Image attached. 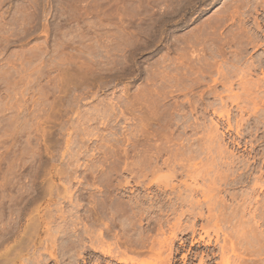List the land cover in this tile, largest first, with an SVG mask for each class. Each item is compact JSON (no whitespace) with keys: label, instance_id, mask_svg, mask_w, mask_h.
<instances>
[{"label":"rangeland","instance_id":"obj_1","mask_svg":"<svg viewBox=\"0 0 264 264\" xmlns=\"http://www.w3.org/2000/svg\"><path fill=\"white\" fill-rule=\"evenodd\" d=\"M263 79L264 0H0V264H121L89 251L91 192L107 221L136 220L109 243L118 233L162 253L186 184L245 176L217 180L234 205L258 192ZM199 224L194 239L177 233L172 264H219Z\"/></svg>","mask_w":264,"mask_h":264},{"label":"bare ground","instance_id":"obj_2","mask_svg":"<svg viewBox=\"0 0 264 264\" xmlns=\"http://www.w3.org/2000/svg\"><path fill=\"white\" fill-rule=\"evenodd\" d=\"M253 67L254 66H252V68ZM252 70H254V68ZM256 88H257V85L253 83L250 84L249 91L251 92L252 95L256 94V91H255ZM252 101H253V107H252L253 115L256 116L258 114L259 109L264 106V95L260 102L256 101V98H253ZM263 127H264V122H263ZM187 162L188 164L185 166L186 176L189 178L192 177L194 178L193 180L197 181L196 179L200 177L199 175L200 171L199 172L196 171V170H199L196 168L197 167L196 163H190L191 162L190 158L187 160ZM235 163L236 162L234 160H231V162H229L228 164L229 166L230 165L232 166ZM164 165H166L168 168V173H169L167 175L168 178L173 179L174 177L177 176L175 165H172L171 163H168L167 161L164 162ZM194 168L196 169L194 170ZM196 174L199 176H197ZM195 175L197 178L195 177ZM214 176H217V175H214ZM226 177H224V175H218V178L212 179L213 178L212 176L211 178L212 183H210L212 185L209 186V189H208V186L206 185L208 191L204 190L206 189L205 188L206 186L202 188V186L200 187L197 184H194V185L186 184L184 193L182 194L180 192V195H179V200H181V203H182L181 207L186 208L185 211L182 210L181 214L180 215L178 214L177 220H175V222L172 225H169L167 223V220H163V219L158 220L156 223L159 230L162 231L163 233L165 232L164 227L166 226V223H167L168 228L172 232L169 238L158 240L157 244L162 245V248H166V251L164 253L156 252V242L153 239L151 241H154V242H150L152 243V245L148 247L147 245L150 243L148 242V244L146 245L147 242H146V239H144V237L141 239V241L139 240L136 243V246H134V247H137V244L141 245L140 248L141 247L145 248L147 246L148 248L147 247L146 248L148 251L147 250L144 251V249L141 248L144 252L139 251V250L137 251L136 248H135L136 250L131 249L129 247V244L135 245L136 241L134 242L131 237H125L121 235L125 237V239L122 240V237L118 233L114 235L115 243L114 241H112L113 244L109 243L110 240L109 241L106 240V235L108 233L113 232L114 229L118 226H121V228H124L125 225H127L128 227L134 226L136 220L134 219V217L130 218V224H126L124 222L117 223L116 221H113V220L107 221L105 219L104 204L101 203V205H98L96 203L94 193L91 192L89 194L90 210H89V217H88L89 228L87 229L88 230L87 235H88L89 242H90L88 243L89 248L91 249L89 251H92V257H98L102 259V258H106L109 256L113 259L114 258H116V260L118 259L117 261L118 263L133 264L136 262L134 260L136 256H134V259H133L132 257H130V256H133L131 255L130 252L134 254H138L137 256L145 254L146 252V254L156 253L161 259L160 263L148 262L146 260L141 259L142 262L140 261L138 264H172L174 249H175V248L173 249L172 243H173V240L175 241L177 239L178 237L177 233L179 231L192 232L193 234L192 238L194 239L195 238L194 236L197 233L198 222L201 221L203 222V224L201 225L199 224V226L201 228V231H203L207 237L210 238L211 235L209 233H210V230H213V229H214L215 234L217 235V240L214 241L215 245L213 244V246L214 247L219 246L218 247L219 249H217L219 250L217 254L219 253L218 256L221 259L220 261H218L219 264H264V229H263L264 227V196L261 195L262 192H264V183L261 182L260 178L255 179L254 188H257L258 192L254 191V193L244 198H240L242 199L241 202L239 201L240 199L237 198L238 199L237 201H239V203L237 202V204L234 205L233 201H232L233 204L228 202L230 200V199L229 200L227 199V196L230 197L228 195L229 192H226L227 195L225 194V196H222V197L219 196L222 192H224L223 190L226 188L224 187L223 189V187H221L222 186L221 184L225 183L226 186L228 185L229 179H227ZM211 179H210V182H211ZM218 179L220 183L222 182L220 184L221 186L218 185V182H217ZM246 180L247 178L244 176V178L242 177L238 181L235 179L233 180V182L231 180V182H232V185H234V187L235 186L237 187V186L245 184ZM231 186H229L228 188H231ZM172 188H175V186L172 185ZM199 194H200V197L202 194V200L197 198ZM230 195L232 198L234 197V195L232 194ZM167 205H169V203ZM164 206L165 205H161V204L159 206L158 204V207L160 210H163ZM204 208L206 209L205 211H207V214L206 212L204 213ZM167 209L169 208H166V210ZM177 209L178 208H177L176 203L175 205H172L170 207V211L172 212H176ZM168 211L169 210H167V213ZM184 216L191 217L189 218L190 220L193 218V221L189 222V224L184 225L183 224ZM135 217H137V215ZM148 222L150 223V220ZM228 227L230 229V232L228 231L229 230ZM219 234L223 235L222 236L223 238L221 237L223 240V244L220 243ZM203 235H200L201 240L204 239ZM193 239L191 241H193ZM208 240L207 242L205 241L206 247L212 245L211 239H208ZM128 253L130 254V256L128 255ZM164 254H165V257H163ZM123 255H125L126 257L128 255V257L124 258ZM210 255H212L213 257L217 256L214 254H210ZM204 259L205 261L207 260V258H204Z\"/></svg>","mask_w":264,"mask_h":264}]
</instances>
